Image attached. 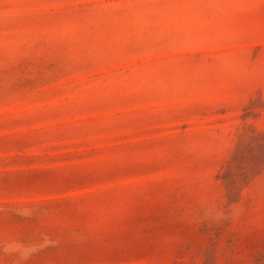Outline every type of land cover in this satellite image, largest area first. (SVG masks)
Instances as JSON below:
<instances>
[{
	"label": "rangeland",
	"instance_id": "obj_1",
	"mask_svg": "<svg viewBox=\"0 0 264 264\" xmlns=\"http://www.w3.org/2000/svg\"><path fill=\"white\" fill-rule=\"evenodd\" d=\"M0 264H264V0H0Z\"/></svg>",
	"mask_w": 264,
	"mask_h": 264
}]
</instances>
